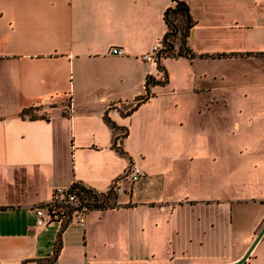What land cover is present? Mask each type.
I'll return each mask as SVG.
<instances>
[{
	"label": "crops",
	"instance_id": "1",
	"mask_svg": "<svg viewBox=\"0 0 264 264\" xmlns=\"http://www.w3.org/2000/svg\"><path fill=\"white\" fill-rule=\"evenodd\" d=\"M171 4L0 0V264H228L253 241L264 195L225 188L264 132L248 107L256 93L239 90L264 61V0H188L194 56L166 58V83L126 115L147 76L162 80L141 55ZM228 106L248 121L225 122ZM255 152L254 166L264 144ZM132 165L141 177L120 180ZM118 179L115 205L87 211L84 226L36 224L55 188L102 194ZM261 238L250 264H264Z\"/></svg>",
	"mask_w": 264,
	"mask_h": 264
},
{
	"label": "trees",
	"instance_id": "2",
	"mask_svg": "<svg viewBox=\"0 0 264 264\" xmlns=\"http://www.w3.org/2000/svg\"><path fill=\"white\" fill-rule=\"evenodd\" d=\"M164 22L166 24V32L161 38V49L157 54V64L160 70L164 71L165 80L155 79L152 76H147L146 79V94L136 99L135 104L131 105L125 113L128 115L138 105L146 101L149 97L150 84H165L167 81L165 67L161 65V58L166 57H177V56H188L193 57L194 54L189 48V39L194 22L192 20L188 0H172V4L168 6L163 13ZM33 117V116H32ZM105 122L113 130L116 129V124L104 115ZM116 150L121 154H125L123 150L116 147ZM71 189L76 192L81 200L86 201L88 210L91 209H106L115 205L116 192L111 188L106 193H99L96 190L87 187L80 183H74L71 185ZM113 200V201H111ZM60 246L59 237L56 239L54 247V256L57 249ZM29 263V260L23 262V264ZM46 264V263H42Z\"/></svg>",
	"mask_w": 264,
	"mask_h": 264
},
{
	"label": "rangeland",
	"instance_id": "3",
	"mask_svg": "<svg viewBox=\"0 0 264 264\" xmlns=\"http://www.w3.org/2000/svg\"><path fill=\"white\" fill-rule=\"evenodd\" d=\"M170 58V57H166ZM161 58L160 62L163 67L166 69V63L167 59ZM166 59V60H165ZM264 61H255L252 66H247L246 69L248 70H254L257 74V76L252 77L251 79H254V84L249 85L248 87H245L243 89L239 90H245L251 93H256L255 96H253V99L250 100V103L248 107L251 110V121L256 124H264ZM154 67L160 74V77L162 80H165L164 71L160 70L158 67L157 62L153 63ZM228 68L236 70L238 66L235 65H228ZM237 71V70H236ZM238 72V71H237ZM225 112L228 114L227 118L225 119V122L230 123L234 118H242L235 115V109L232 106H228ZM216 121V120H215ZM221 122H224V120H220ZM240 121L247 122V118H242ZM255 139L256 143L253 148H251L250 151L243 152L244 159L242 158V161L244 162V168L242 170V173L239 174V177L232 176L231 178H227L226 180V195L228 198H234L238 199L239 197H242V193H247L249 195H264V153H258L260 160L257 162V165L254 166V162L252 160V157L255 156V150L260 149V147L264 144V132L262 131H255ZM243 166V165H242ZM243 191V192H242ZM245 191V192H244ZM242 192V193H241ZM244 195V194H243ZM113 201V200H111ZM234 208V207H233ZM263 211L259 210V213L261 214ZM238 219L235 220V228H237L238 225ZM264 237V234L263 236ZM262 239V238H261ZM263 245V244H262ZM261 245V246H262ZM256 248V251L259 250L261 247L259 245H255L254 250ZM221 250V248H220ZM253 250V252H254ZM227 252H230L228 249ZM251 260L247 259L242 264H250Z\"/></svg>",
	"mask_w": 264,
	"mask_h": 264
},
{
	"label": "built area",
	"instance_id": "4",
	"mask_svg": "<svg viewBox=\"0 0 264 264\" xmlns=\"http://www.w3.org/2000/svg\"><path fill=\"white\" fill-rule=\"evenodd\" d=\"M161 49V39L156 41L150 51L141 55L146 62H157V54ZM112 52L117 55L124 54V50L120 47L112 48ZM143 174V170L139 166L132 165L120 178L127 179L129 181L138 180ZM120 180L118 179L113 184L115 192L122 190L120 186ZM72 186L65 187L60 186L54 189L52 198L45 204L36 205L33 209L36 213L37 225H42L47 222L59 220L64 224L74 222L79 226L85 225V214L88 210L86 201L80 199V197L71 189ZM47 214V218L45 217Z\"/></svg>",
	"mask_w": 264,
	"mask_h": 264
},
{
	"label": "water",
	"instance_id": "5",
	"mask_svg": "<svg viewBox=\"0 0 264 264\" xmlns=\"http://www.w3.org/2000/svg\"><path fill=\"white\" fill-rule=\"evenodd\" d=\"M190 40H192V33L190 34ZM263 234H264V224L262 225V227L260 228V230L258 231L256 236L254 237L253 241L251 242V244L249 245V247L247 248L245 253L241 256V258H239L235 262L228 263V264H242V263H244L245 260L248 258L250 252L252 251L253 247L259 241V239L263 236Z\"/></svg>",
	"mask_w": 264,
	"mask_h": 264
}]
</instances>
